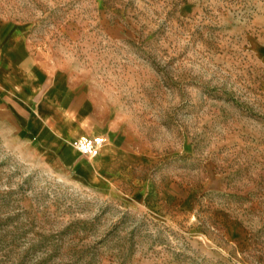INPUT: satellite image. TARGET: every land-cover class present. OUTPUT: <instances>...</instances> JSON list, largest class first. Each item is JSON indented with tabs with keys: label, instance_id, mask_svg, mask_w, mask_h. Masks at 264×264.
<instances>
[{
	"label": "rangeland",
	"instance_id": "374dc122",
	"mask_svg": "<svg viewBox=\"0 0 264 264\" xmlns=\"http://www.w3.org/2000/svg\"><path fill=\"white\" fill-rule=\"evenodd\" d=\"M15 31L142 152L93 180L0 134V264H264V0H0Z\"/></svg>",
	"mask_w": 264,
	"mask_h": 264
},
{
	"label": "crops",
	"instance_id": "0c3cea01",
	"mask_svg": "<svg viewBox=\"0 0 264 264\" xmlns=\"http://www.w3.org/2000/svg\"><path fill=\"white\" fill-rule=\"evenodd\" d=\"M0 134L42 160L77 161L93 180L142 152L129 120L68 67L38 59L19 31L0 35ZM96 135L107 138L99 156L80 159L72 141Z\"/></svg>",
	"mask_w": 264,
	"mask_h": 264
},
{
	"label": "built area",
	"instance_id": "2783aa9c",
	"mask_svg": "<svg viewBox=\"0 0 264 264\" xmlns=\"http://www.w3.org/2000/svg\"><path fill=\"white\" fill-rule=\"evenodd\" d=\"M107 142L103 135L84 136L72 141V146L87 159H93L99 156L102 148Z\"/></svg>",
	"mask_w": 264,
	"mask_h": 264
},
{
	"label": "bare ground",
	"instance_id": "6f19581e",
	"mask_svg": "<svg viewBox=\"0 0 264 264\" xmlns=\"http://www.w3.org/2000/svg\"><path fill=\"white\" fill-rule=\"evenodd\" d=\"M75 149V148H74ZM76 150V149H75ZM77 151V150H76Z\"/></svg>",
	"mask_w": 264,
	"mask_h": 264
}]
</instances>
